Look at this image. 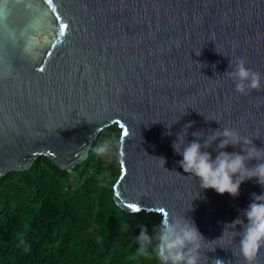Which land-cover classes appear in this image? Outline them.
<instances>
[{
  "label": "water",
  "instance_id": "1",
  "mask_svg": "<svg viewBox=\"0 0 264 264\" xmlns=\"http://www.w3.org/2000/svg\"><path fill=\"white\" fill-rule=\"evenodd\" d=\"M240 58L260 89L239 93L225 74ZM189 122L186 141L228 127L264 148V0H0V177L41 155L73 170L115 124L116 203L185 214L206 240L200 264H246L243 225L232 222L246 224L264 188L252 179L238 197L200 189L172 147ZM255 259L264 264V248Z\"/></svg>",
  "mask_w": 264,
  "mask_h": 264
},
{
  "label": "trees",
  "instance_id": "2",
  "mask_svg": "<svg viewBox=\"0 0 264 264\" xmlns=\"http://www.w3.org/2000/svg\"><path fill=\"white\" fill-rule=\"evenodd\" d=\"M111 137L116 150L106 159L95 149ZM120 137L117 125L106 127L73 170L41 155L0 177V264H160L154 253H137L136 237L141 225L151 234L162 215L114 199Z\"/></svg>",
  "mask_w": 264,
  "mask_h": 264
},
{
  "label": "clouds",
  "instance_id": "3",
  "mask_svg": "<svg viewBox=\"0 0 264 264\" xmlns=\"http://www.w3.org/2000/svg\"><path fill=\"white\" fill-rule=\"evenodd\" d=\"M230 68L225 74L234 80L237 92L244 94L248 90L261 88V74L246 67L244 58H240L234 66L230 62ZM191 125L192 122H189L176 134L177 138L172 147L182 157L179 164L184 172L199 179L200 189H213L219 194L228 193L238 197L241 184L252 179L264 188V148H258L252 137L241 136L237 130L221 127L210 130L208 134L197 130L192 133L196 139L186 141L185 137ZM216 141L219 142L213 157L207 149ZM229 146L239 147L240 151H225ZM111 149L112 144L105 142L95 151L99 155H105ZM161 159L165 163L164 159ZM253 160L256 163L250 166ZM243 211L246 224L237 218L232 222V226L243 225L239 251L246 264H256L255 258L261 248H264V192L252 193L251 202ZM205 241L194 221L185 214H170L168 219H162L159 225L154 226L151 234L146 225L140 226L136 237V251L142 255L154 253L160 264H200L199 250ZM149 248L152 249L151 252ZM216 264L228 262L217 258Z\"/></svg>",
  "mask_w": 264,
  "mask_h": 264
},
{
  "label": "rangeland",
  "instance_id": "4",
  "mask_svg": "<svg viewBox=\"0 0 264 264\" xmlns=\"http://www.w3.org/2000/svg\"><path fill=\"white\" fill-rule=\"evenodd\" d=\"M40 38L44 40L46 38H49V36L48 35H43ZM112 139H113V137H111V139H108L107 142H109L110 144H112ZM115 150H116V146L112 144V149H111V151L109 153H107V154L104 155L105 158L106 159L112 158L114 156Z\"/></svg>",
  "mask_w": 264,
  "mask_h": 264
}]
</instances>
